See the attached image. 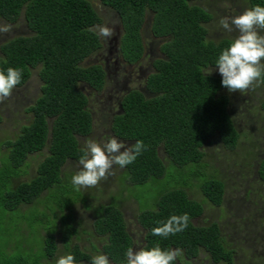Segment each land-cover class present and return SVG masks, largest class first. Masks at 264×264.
<instances>
[{"label": "trees", "instance_id": "16d2710c", "mask_svg": "<svg viewBox=\"0 0 264 264\" xmlns=\"http://www.w3.org/2000/svg\"><path fill=\"white\" fill-rule=\"evenodd\" d=\"M101 1L121 19L119 49L127 62L137 63L143 57V30L148 21L154 37L163 39V56L154 61L145 90L126 92L121 111L111 123L117 137L131 142L130 153L119 158L124 168L122 178L134 188L149 182L164 186L154 207L140 208L138 220L146 231L140 251L142 263H187V258L206 251L215 263L236 264V252L218 223L199 226L193 222L205 208L187 191L192 180L202 175L198 187L206 199L216 206L224 200L225 182L204 171L208 164H204L203 149L209 140L218 138L234 150L242 133L230 112L233 102L224 93L232 84L231 78L210 74L208 69L229 61L236 41L209 39L206 23L213 15L194 4L197 0ZM249 3L264 27V0ZM21 17L31 32L1 44L0 94L8 95L26 84L35 69L42 86L29 108L31 121L14 138H0V264H102L103 255L112 264H134L130 253L135 241L120 202L113 199L101 205L96 216L95 206L88 205L64 171L65 165L83 162L88 155L79 137L93 133L94 116L80 84L97 91L105 87L106 70L99 64L83 65L102 47L95 28L103 18L91 0H0V20L15 23ZM260 73L264 81V71ZM33 155L42 159L35 174L23 180L30 176L28 158ZM172 168L185 180L167 186ZM257 170L264 184L263 157ZM204 175L207 178L203 180ZM39 201L40 209L46 206L53 215L49 221L29 216L35 214L38 206L33 205ZM77 202L92 210L93 231L87 233L102 238V248L94 245L86 250L72 243V236L82 235L75 225ZM57 230L66 247L60 262L56 258ZM39 231L44 238L39 246L19 239Z\"/></svg>", "mask_w": 264, "mask_h": 264}, {"label": "rangeland", "instance_id": "374dc122", "mask_svg": "<svg viewBox=\"0 0 264 264\" xmlns=\"http://www.w3.org/2000/svg\"><path fill=\"white\" fill-rule=\"evenodd\" d=\"M91 1L103 18V23L95 28L101 36L102 47L87 57L83 65L103 64L101 60L105 62L109 59L111 77L105 89L101 91H96L84 83L80 84V89L89 97V108L94 116V131L89 136L79 137L81 146L88 152L86 159L83 162L68 163L64 171L87 198L88 205L95 206L98 211L96 216L101 212V205L108 204L113 199L118 200L129 231L140 243L143 231L138 222L140 208L154 207V200L164 186L162 183L149 182L134 188L132 183L122 178L124 168L119 164V158L127 152V149L122 148L128 143L111 138L108 125L123 95V90L118 85L121 86L124 82L123 85L130 89L145 90V78L154 71L152 62L163 56V39L154 37L148 21L143 30L145 56L139 65H127L121 54L117 53L118 38L122 34L118 13L101 0ZM194 4L202 6L213 15V19L206 23L209 39L218 41L231 38L237 43L229 61L220 67L209 68L208 71L213 75H226L231 78L232 84L224 93L232 100L236 99L230 112L242 136L239 146L234 150L223 146L218 138H213L205 144L204 164L208 166L204 171L207 175L215 174L225 182V200L220 206L214 205L198 187L202 175L193 179L187 191L192 198L203 202L205 208L204 213L193 222L199 226L218 223L236 252V264H264V184L257 175L259 161L264 156V81L260 73L264 71V27L257 22L249 0H197ZM30 32L24 17L15 23L0 20V47L5 41L18 35H29ZM115 55L119 57L118 65L114 63ZM41 86L38 69H35L26 84L16 87L8 95L0 94V138H14L21 127L31 121L32 112L29 108L38 98ZM160 154L166 159L162 150ZM41 159L42 156L36 155L28 158L31 173L30 176H24L23 180H28L31 174H35ZM170 173L166 179L167 186H175L185 180L173 168ZM206 178L204 175L203 180ZM133 188L136 189L135 196ZM34 204L33 207L38 206L36 212L30 213L29 216L34 218L36 215L48 221L52 218L53 215L45 210L46 206L40 209V201ZM74 210L81 218V230L93 231L92 210L87 209L82 202H77ZM25 224L28 225L27 222ZM63 231L66 232V229ZM36 232H30L25 238L20 236L19 239L39 246L44 238L40 231ZM84 236L82 243H85V238L88 237ZM207 258L210 264H214L209 256ZM131 259L134 264L141 262L137 255Z\"/></svg>", "mask_w": 264, "mask_h": 264}, {"label": "flooded vegetation", "instance_id": "af4514ba", "mask_svg": "<svg viewBox=\"0 0 264 264\" xmlns=\"http://www.w3.org/2000/svg\"><path fill=\"white\" fill-rule=\"evenodd\" d=\"M118 40H119V38H118ZM117 40V41H118ZM145 48H146V46H145ZM117 49H118V52L117 53H120L121 54V52H120V49H119V47H117ZM112 52V51H111ZM116 56V59L114 60V63H115V65H118L119 64V60H118V55H115ZM120 56V55H119ZM145 56V52H144V55H143V57ZM114 57V56H113ZM121 57H122V55H121ZM143 57L140 59V61L139 62H137V63H129V62H127L123 57V61L127 64V65H129V66H134V65H139V63L142 61V59H143ZM158 59V58H157ZM109 59H107V61L105 60V62L103 61V60H101L100 62H102L103 64L105 63V65H103V64H99V65H101L105 70H106V84H105V87H106V85H107V81H109V78L111 77V72H110V70H109V67H110V62L108 61ZM155 61V60H154ZM263 61H264V59H263ZM225 63V62H224ZM125 64V65H126ZM152 65L154 66V62H152ZM118 67V66H117ZM148 77V76H147ZM147 77L145 78V81H146V79H147ZM125 81V80H124ZM123 83L124 82H122V85L120 86V85H118L119 87H120V89L122 88V90H123V95H122V97L124 96V94L126 93V92H128V91H130L131 89L127 86V85H123ZM105 87L103 88V89H105ZM102 89V90H103ZM134 89V88H133ZM95 90V89H94ZM97 91V90H96ZM99 91H101V90H99ZM122 97H121V99H122ZM121 99L119 100V105H118V107H117V111L116 112H114L113 113V117L115 116V115H117L120 111H121ZM231 101L234 103L235 101H236V99L235 100H232L231 99ZM263 105H264V101H263ZM113 117H112V120H113ZM112 120L109 122L110 124L108 125V130L110 131V133H109V136L111 137V138H118V139H121L122 141H124V142H126V143H128V145H126L124 148H122V150H126L127 152L126 153H130V151H131V142H129V141H127V140H124V139H122V138H119V137H117L115 134H114V132L112 131V128H111V123H112ZM94 131V130H93ZM111 134V135H110ZM108 136V135H107ZM86 137V136H85ZM109 139V138H108ZM108 141H110V140H108ZM81 144V143H80ZM263 158H264V156H263ZM73 162H75V161H73ZM257 175H258V170H257ZM225 193H226V189H225ZM224 200H225V195H224ZM223 200V201H224ZM77 215V214H76ZM91 218H93V222H92V225L94 224V221H95V217H94V215H93V212H92V214H91ZM199 218V217H198ZM126 219V218H125ZM76 222H75V225H76V227L77 228H79V233H81L82 235L79 237V235L77 236V235H74V236H72V243H78L82 248H84V249H86V250H92L93 249V246L94 245H96L97 247H99V248H102V238H96L95 236H93L92 235V233H87V232H83L81 229H82V221L80 220V218L77 216V219L75 220ZM78 221V222H77ZM138 222H139V220H138ZM63 222H60L59 223V225H61L60 227H63ZM140 224V223H139ZM59 228V227H58ZM127 228H128V225H127ZM128 230H129V228H128ZM130 232V231H129ZM131 233V232H130ZM145 233H146V231H145V229L143 228V231L141 232V235L140 236H142L141 237V239H140V243H138V241H136V239L134 238V241H135V243H134V246H133V249L131 250V253H130V258H132V256H138L139 257V260L141 261V259H140V251H141V248H142V246H143V244H144V239H145ZM57 244H58V251H57V254H56V258H57V260H58V262H60V259L62 258V256H63V254L65 253V245H64V243H63V239L61 238V237H63L62 236V234H61V232L59 231V230H57ZM84 235H86V236H88L87 238H85V243H82V240H83V237H85ZM132 235V234H131ZM133 236V235H132ZM96 239L98 240L97 242H96ZM60 243H62V246L60 247ZM139 244V245H138ZM208 254H207V252L206 251H202L197 257H191V258H187V263H185V262H181V261H178V262H176V264H205L204 262H206V263H208V264H210V262H209V260H208V256H207ZM200 260H202V261H200ZM212 263H214V264H218V263H215V262H213L212 260H210ZM100 262L102 263V264H112L111 262H110V260H108L107 258H106V256L105 255H103V258H101L100 259ZM82 264H89V263H82ZM140 264H143L142 263V261L140 262ZM220 264V263H219Z\"/></svg>", "mask_w": 264, "mask_h": 264}]
</instances>
